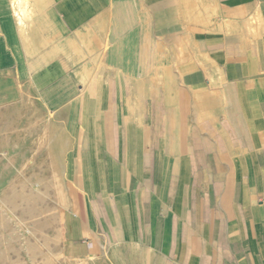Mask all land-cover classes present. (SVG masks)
Segmentation results:
<instances>
[{"label":"crops","instance_id":"0c3cea01","mask_svg":"<svg viewBox=\"0 0 264 264\" xmlns=\"http://www.w3.org/2000/svg\"><path fill=\"white\" fill-rule=\"evenodd\" d=\"M29 1L22 31L0 0V114L56 120L63 253L264 264V0Z\"/></svg>","mask_w":264,"mask_h":264},{"label":"rangeland","instance_id":"374dc122","mask_svg":"<svg viewBox=\"0 0 264 264\" xmlns=\"http://www.w3.org/2000/svg\"><path fill=\"white\" fill-rule=\"evenodd\" d=\"M55 121L35 101L0 114V198L7 199L5 204L0 199V264H163L136 250L82 257L63 253L65 189ZM11 188L21 194L12 202ZM30 205L37 208L33 215L26 212Z\"/></svg>","mask_w":264,"mask_h":264},{"label":"bare ground","instance_id":"6f19581e","mask_svg":"<svg viewBox=\"0 0 264 264\" xmlns=\"http://www.w3.org/2000/svg\"><path fill=\"white\" fill-rule=\"evenodd\" d=\"M14 11H15V14L18 18V23H19V26L21 28L22 31H24L25 27L27 26L26 25V22L25 20L27 19H32L34 17V11L33 9L30 7V1L29 0H14ZM33 21V20H32ZM16 25V24H15ZM17 35V34H16ZM96 36V35H95ZM97 43V42H96ZM83 45V44H82ZM101 46V45H100ZM99 56V55H98ZM80 77H81V80L83 82H86L88 80V77H89V71L88 69L86 68V66L83 67V70H81V72L79 73ZM14 186V185H13ZM21 195L20 193H18L15 189H12L11 188V192L8 196V200L10 202H12V199L14 197H17ZM2 200V202L5 204L6 203V200H3L2 198H0ZM22 199V198H21ZM32 205V204H31ZM29 206L28 208H26V212H28L29 214H35L37 212V208L36 206ZM13 206V205H12ZM4 207V206H3ZM8 207V206H7ZM14 207V206H13ZM22 207V206H21ZM20 212V211H19ZM18 212V213H19ZM30 220V219H29ZM3 223V222H2ZM77 224V223H76ZM3 230V229H2ZM1 233V232H0ZM2 235V233H1ZM5 235V234H4ZM4 237V236H3ZM1 238V237H0ZM1 242V241H0ZM11 245V244H9ZM5 249V248H4ZM3 250V249H1ZM14 253V252H13ZM3 254V253H2ZM17 254V253H16ZM7 256V255H6ZM10 256V255H9ZM0 257H1V254H0ZM11 257V256H10ZM14 260V259H13ZM5 261V259H4ZM9 261V260H8ZM16 262V261H15ZM17 263V262H16ZM10 264V263H9ZM88 264V263H87Z\"/></svg>","mask_w":264,"mask_h":264}]
</instances>
